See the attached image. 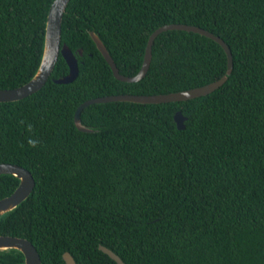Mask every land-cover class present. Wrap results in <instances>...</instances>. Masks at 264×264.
<instances>
[{
	"label": "trees",
	"instance_id": "obj_1",
	"mask_svg": "<svg viewBox=\"0 0 264 264\" xmlns=\"http://www.w3.org/2000/svg\"><path fill=\"white\" fill-rule=\"evenodd\" d=\"M52 1L0 0V89L36 72ZM169 23L224 40L233 65L223 85L184 101L93 103L80 113L93 131L78 130L74 111L87 99L175 92L226 73L216 41L167 30L145 76L120 81L89 34L132 76L148 36ZM63 43L78 60L73 81H54L68 73L59 55L40 90L0 102V162L26 168L35 182L0 216V235L29 240L42 264H66L65 251L76 264H117L99 245L125 264H264V0H69ZM177 110L187 117L182 130ZM18 183L0 174V199ZM0 264L24 256L0 250Z\"/></svg>",
	"mask_w": 264,
	"mask_h": 264
},
{
	"label": "water",
	"instance_id": "obj_2",
	"mask_svg": "<svg viewBox=\"0 0 264 264\" xmlns=\"http://www.w3.org/2000/svg\"><path fill=\"white\" fill-rule=\"evenodd\" d=\"M68 2L69 0H53L51 2L46 16L42 56L36 72L27 82L20 86L9 89H0V102L20 100L40 90L48 80L59 55H61L66 61L68 65V73L63 77L55 79L54 81L56 83H69L76 78L78 74V60L75 54L66 44H61L62 17ZM167 30H184L195 32L216 41L223 48L227 57L226 73L219 79L214 80L210 83L175 92L151 95L111 94L87 99L80 103L74 111L73 120L78 130L82 132L93 131V129L85 126L81 122L80 118L82 109L93 103H104L111 101H127L135 103H165L184 101L187 99H192L209 94L223 85L232 70L233 62L231 50L222 38L206 29L183 23H169L159 26L148 36L142 65L138 72L132 76L121 74L116 64L114 63L109 51L107 50L101 39L98 37V35L94 31H90L89 34L94 41L97 49L110 66L114 77L117 80L124 82H136L145 76L149 68L152 58V44L155 38L161 32ZM79 54H82L81 49L79 50ZM173 119L179 130L185 128V121L187 117L183 115L181 110H177L174 113ZM0 174H11L17 177V179L19 180L17 187L11 193L0 199V216H2L16 208L29 196V194L33 190L35 182L29 170L14 163L0 162ZM98 247L117 264H125L121 260V258L109 248L103 245H99ZM7 249H15L20 251L24 256V264H42L37 249L26 238L12 235H0V250ZM62 258L66 264H76L72 255L67 251L63 252Z\"/></svg>",
	"mask_w": 264,
	"mask_h": 264
},
{
	"label": "clouds",
	"instance_id": "obj_3",
	"mask_svg": "<svg viewBox=\"0 0 264 264\" xmlns=\"http://www.w3.org/2000/svg\"><path fill=\"white\" fill-rule=\"evenodd\" d=\"M21 123L23 124L24 122L21 121ZM32 127H33V126H32L30 123L26 125L27 131H28L29 133H31V131H32ZM27 143H28V145H29L30 147L35 148V147L38 146L39 141H38L37 139H34V138H32V137L30 136V137L28 138V140H27ZM21 146H22V145H21Z\"/></svg>",
	"mask_w": 264,
	"mask_h": 264
}]
</instances>
